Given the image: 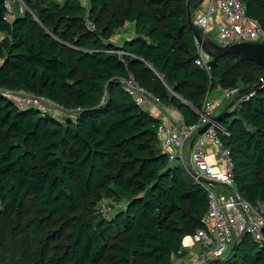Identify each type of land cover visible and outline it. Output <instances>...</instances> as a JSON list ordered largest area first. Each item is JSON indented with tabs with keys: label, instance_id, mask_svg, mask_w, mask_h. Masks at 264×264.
Wrapping results in <instances>:
<instances>
[{
	"label": "trees",
	"instance_id": "trees-1",
	"mask_svg": "<svg viewBox=\"0 0 264 264\" xmlns=\"http://www.w3.org/2000/svg\"><path fill=\"white\" fill-rule=\"evenodd\" d=\"M198 1L22 0L26 9L8 20L0 0V89L77 110L58 121L0 95L1 264H175L187 256L182 239L201 228L207 195L169 163L160 121L123 89L128 75L185 125L197 121L208 91L251 95L219 122L235 189L264 205V86L255 87L264 71L233 55L209 59V74L194 65L187 7ZM239 1L264 32V0ZM127 25L134 37L117 45L112 37ZM102 200L125 206L103 215ZM228 254L215 264H264V245L248 234Z\"/></svg>",
	"mask_w": 264,
	"mask_h": 264
},
{
	"label": "built area",
	"instance_id": "built-area-1",
	"mask_svg": "<svg viewBox=\"0 0 264 264\" xmlns=\"http://www.w3.org/2000/svg\"><path fill=\"white\" fill-rule=\"evenodd\" d=\"M205 1L206 5L203 8L197 7L191 17L192 26L204 37L221 47L241 42L264 44V32L259 22L246 16L239 0ZM5 7L8 11L6 19L10 20L12 10L8 2ZM85 26L89 31H94V27L88 21H85ZM195 49L197 57L194 65L209 74L210 58L196 42ZM1 60L0 55V62ZM121 83L123 89L141 109L146 110L152 103L163 108L169 107L161 105L159 100L140 86L132 75L122 79ZM216 90L218 93L214 96L211 95L213 91L205 93L201 107L196 111L198 119L194 124L185 125L184 121L160 122L156 130V138L162 150L166 152L169 163L184 168L194 182L203 187L207 195L208 211L202 218L201 228L195 234L182 239L181 249L187 251L188 255L184 264H207L214 259L222 258L243 234L250 235L256 243L264 245V205L258 203L257 206H253L242 199L235 189L232 159L221 138L226 135V131L219 121H213L214 113L224 99L235 97V100L239 96L237 100L241 98L247 100L251 95H239L237 87L231 89L218 87ZM0 95L13 99L19 110L31 108L40 116H48L58 121L77 113V110H65L56 102L41 95L1 89ZM234 108L235 106L229 107L230 111ZM207 124H209L207 130L194 139L189 150L193 136ZM209 146L213 147V153L209 152ZM214 154L218 156L221 165L216 161L211 162L210 159ZM188 167L191 168L192 173ZM202 180L208 183H203ZM123 206L125 202L111 207L109 201L102 200L98 203L97 209L106 215V210L112 211ZM171 258L174 259V256L172 255Z\"/></svg>",
	"mask_w": 264,
	"mask_h": 264
},
{
	"label": "water",
	"instance_id": "water-1",
	"mask_svg": "<svg viewBox=\"0 0 264 264\" xmlns=\"http://www.w3.org/2000/svg\"><path fill=\"white\" fill-rule=\"evenodd\" d=\"M203 0H199L196 2L192 7H187V25L191 29L193 33V37L195 39V42L198 43L201 46L202 51L206 54L207 57L210 59L215 58H221L226 55H233L236 57H239L241 59L250 61L255 63L257 66L261 67L264 71V44L260 42H241V43H235L231 44L226 47H221L217 44H215L211 39L204 37L199 31L192 26L191 23V17H192V10H195L199 5L201 4ZM264 86V74L263 77L259 80L258 84L255 87ZM239 98V96L233 100L230 105L225 108L222 113H220L218 116H216L213 121H219L221 116L231 107L234 102ZM209 127V124L203 126L201 129L197 131V133L193 136V139L191 140L189 144V150L192 147V144L194 142V139L202 135L207 128ZM189 171L192 173V170L190 167H188ZM203 183H208L206 181H203ZM236 248V243L232 245V247L229 250V254H231ZM228 254V255H229ZM219 261V259H214L210 261L207 264H215Z\"/></svg>",
	"mask_w": 264,
	"mask_h": 264
},
{
	"label": "crops",
	"instance_id": "crops-1",
	"mask_svg": "<svg viewBox=\"0 0 264 264\" xmlns=\"http://www.w3.org/2000/svg\"><path fill=\"white\" fill-rule=\"evenodd\" d=\"M195 11V10H192ZM196 12V11H195ZM128 28L130 29L129 31V35H117V37H115V41L114 43H116L117 45H120L124 40L133 38V28L131 27V25H128ZM132 31V32H131ZM131 32V33H130ZM3 39V35L0 34V40ZM216 89L212 90L213 92H211V95L214 96L217 93L215 92ZM146 112H148L152 117H154L155 119L159 120L160 122H165V123H181L183 121L181 115L173 108H163V107H159L155 104H150L149 106H147ZM209 152H214L213 147L209 146ZM211 162H217V164L221 165L219 158L216 154H214V157L210 159ZM187 252V251H185ZM188 256V255H187ZM187 256L183 257L182 260L180 261H175V264H184L185 260H187Z\"/></svg>",
	"mask_w": 264,
	"mask_h": 264
},
{
	"label": "rangeland",
	"instance_id": "rangeland-1",
	"mask_svg": "<svg viewBox=\"0 0 264 264\" xmlns=\"http://www.w3.org/2000/svg\"><path fill=\"white\" fill-rule=\"evenodd\" d=\"M6 1L8 2V5L10 6V8L12 10V15H13V13L17 14L18 12H19L18 14L21 15V9H26L25 5L22 2V0H6ZM55 1L62 2L63 0H55ZM81 1H82V3H84V5H88L87 0H81ZM205 5H206V1L203 0L198 8H203ZM16 11H18V12L16 13ZM129 31H130V29L128 28V25L123 27L121 30H118L116 32V34L112 37V40L115 41V37H117V35H126V34L129 35ZM215 92L218 93L217 90H215ZM234 98L235 97H231L230 99H224L222 105L218 109H216V111L214 113V116L216 117L220 113H222V111L230 105V103L234 100ZM57 113H59V112H57ZM113 213L114 212H112L110 210H108V211L106 210V212H105V214L108 215V216L113 214ZM2 259H3L2 255H0V264L2 263Z\"/></svg>",
	"mask_w": 264,
	"mask_h": 264
}]
</instances>
